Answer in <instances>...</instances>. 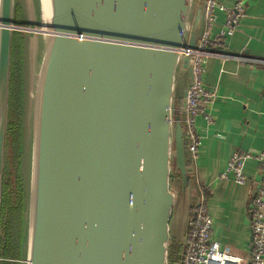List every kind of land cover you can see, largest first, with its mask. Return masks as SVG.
Masks as SVG:
<instances>
[{"label":"water","instance_id":"water-1","mask_svg":"<svg viewBox=\"0 0 264 264\" xmlns=\"http://www.w3.org/2000/svg\"><path fill=\"white\" fill-rule=\"evenodd\" d=\"M46 4L48 20L43 0H0V222L12 47L23 37L20 264H183L200 200L183 124L187 51L207 0ZM176 181L186 211L172 262Z\"/></svg>","mask_w":264,"mask_h":264},{"label":"crops","instance_id":"crops-1","mask_svg":"<svg viewBox=\"0 0 264 264\" xmlns=\"http://www.w3.org/2000/svg\"><path fill=\"white\" fill-rule=\"evenodd\" d=\"M232 7L236 0H219ZM223 22L225 14L219 12ZM229 57L208 60L204 82L219 95L214 122L201 123L204 144L194 159L196 184L209 199L214 220L213 239L229 254L228 264H249L252 255L251 205L261 181V166L254 160L246 164L249 181L239 185L220 176L235 153L264 152V0H248L246 17L222 52ZM172 220L170 259L179 260L186 205L180 183ZM192 197H199L192 186ZM181 244V243H180Z\"/></svg>","mask_w":264,"mask_h":264},{"label":"built area","instance_id":"built-area-1","mask_svg":"<svg viewBox=\"0 0 264 264\" xmlns=\"http://www.w3.org/2000/svg\"><path fill=\"white\" fill-rule=\"evenodd\" d=\"M247 2L236 0L228 8L221 6L219 0H207L203 35L197 48L187 51L193 56L194 81L188 88L183 124L186 140L190 142L188 151L193 159L204 144L201 123L210 126L214 122V107L220 98L216 90L209 89L204 82L208 60L211 57H229L222 52L227 49V42L246 17ZM220 11L225 14L223 22L219 20ZM250 160L261 166V181L251 205L252 255L249 264H264V152L235 153L220 177L242 186L248 184L245 168ZM199 198V204H195L192 209L183 264H228L229 254L221 250L220 244L213 239L214 220L210 214L209 199L203 191Z\"/></svg>","mask_w":264,"mask_h":264},{"label":"trees","instance_id":"trees-1","mask_svg":"<svg viewBox=\"0 0 264 264\" xmlns=\"http://www.w3.org/2000/svg\"><path fill=\"white\" fill-rule=\"evenodd\" d=\"M17 22L20 23V21ZM21 55V34L15 33L12 47V69L6 146L7 154L10 145H13V148L19 146L20 139ZM8 165V160L6 159L0 222V259L4 261L0 262V264H19L17 262L20 259L22 241V205L21 197L15 195L17 200L14 201L13 199L14 192L11 191Z\"/></svg>","mask_w":264,"mask_h":264},{"label":"rangeland","instance_id":"rangeland-1","mask_svg":"<svg viewBox=\"0 0 264 264\" xmlns=\"http://www.w3.org/2000/svg\"><path fill=\"white\" fill-rule=\"evenodd\" d=\"M43 4H44V1H43ZM40 11V10H39ZM44 13H45V18L47 17L48 15V8H47V4L45 5L44 4ZM16 21H22V13H21V9L20 7L17 6V11H16V17H15ZM21 39H22V42H23V37H22V34H21ZM22 87V85H21ZM20 102H21V95H20ZM21 111H22V104L20 103V122H21ZM21 134V128H20V133ZM7 146V144H6ZM21 136H20V139H19V146H17V148H13V145H10L9 146V151H8V154L6 152V159L8 160V174H9V177H10V180H11V191L14 192L13 194V199L14 201L17 200L15 195L21 197V205H22V232H23V214H24V211H23V190H24V187L22 185V180L20 178V169H21V166H22V156H21ZM17 149V150H16ZM6 159H5V169H6ZM27 161V160H26ZM27 170H25V179H26V183H27ZM25 181V180H24ZM23 188V190H22ZM17 193V194H16ZM20 199V198H19ZM22 236V235H21ZM22 242V241H21ZM21 248H20V259L17 263L20 264V260H21ZM4 260L0 259V262H3ZM8 262H11V261H8ZM16 262V261H14Z\"/></svg>","mask_w":264,"mask_h":264},{"label":"bare ground","instance_id":"bare-ground-1","mask_svg":"<svg viewBox=\"0 0 264 264\" xmlns=\"http://www.w3.org/2000/svg\"><path fill=\"white\" fill-rule=\"evenodd\" d=\"M44 1V4L46 5V0H43ZM48 18V15H47V17L45 18V19H47ZM48 20V19H47Z\"/></svg>","mask_w":264,"mask_h":264}]
</instances>
